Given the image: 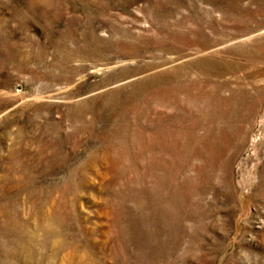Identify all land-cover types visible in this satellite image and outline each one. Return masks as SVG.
Here are the masks:
<instances>
[{"label":"rangeland","instance_id":"rangeland-1","mask_svg":"<svg viewBox=\"0 0 264 264\" xmlns=\"http://www.w3.org/2000/svg\"><path fill=\"white\" fill-rule=\"evenodd\" d=\"M0 264H264V0H0Z\"/></svg>","mask_w":264,"mask_h":264}]
</instances>
